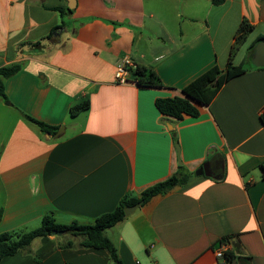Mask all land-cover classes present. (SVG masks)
Instances as JSON below:
<instances>
[{"label": "crops", "instance_id": "obj_1", "mask_svg": "<svg viewBox=\"0 0 264 264\" xmlns=\"http://www.w3.org/2000/svg\"><path fill=\"white\" fill-rule=\"evenodd\" d=\"M66 4L0 0V67L23 64L0 98L2 121L10 122L4 135L0 125V234L31 230L46 214L61 224L93 223L123 196L175 174L180 161L184 185L105 231L122 264H245L218 259L219 249L264 264V67L252 64L254 49L246 72L208 105L192 102L198 116L174 119L154 104L184 96L211 66L224 69L242 19L253 29L241 45L264 37V0H76L52 40L17 50L59 25L51 8ZM124 58L163 86L140 87L131 74L117 83ZM86 99L88 108L71 117ZM23 114L63 131L42 133ZM205 162L212 177L195 174ZM68 240L73 247L61 248ZM78 244L64 234L37 238L0 264H113L105 250Z\"/></svg>", "mask_w": 264, "mask_h": 264}, {"label": "trees", "instance_id": "obj_2", "mask_svg": "<svg viewBox=\"0 0 264 264\" xmlns=\"http://www.w3.org/2000/svg\"><path fill=\"white\" fill-rule=\"evenodd\" d=\"M210 1L215 5L223 2V0ZM51 9L59 14L61 19L59 25L54 26L46 36L38 40L20 44L17 47L18 51L25 46L31 50L37 49V47L44 41L52 40L57 29L65 25L62 17L72 12V10H69L67 7H53ZM252 29L253 26L245 19H242L235 31L234 42L231 46L226 67L224 69H220L217 65H213L208 68L181 89V92L184 95L182 97L156 98L154 101L156 109L162 115L169 116L174 119H180L184 114L192 117L198 116V107L192 102L199 105H208L226 82L246 72L247 68L243 67L242 62L237 65H233L231 61L238 46L246 40ZM260 41H264L263 36H257L249 44L247 52H251L255 45ZM22 68L23 64L20 61L0 67V98L2 100L6 101L3 88L4 80L17 74ZM129 74L133 76L136 84L140 87L163 86L158 76L153 71L143 66H135L134 69L129 70ZM88 105L89 102L87 99L81 103L74 104L69 109V115L71 117L76 116L81 111L86 110ZM23 118L25 121L36 126L42 133L53 136L58 130V126L46 124L28 115L23 114ZM261 120L264 123V115L261 117ZM170 132L174 143L177 144L174 131L171 130ZM261 169L264 171L262 165ZM177 175L179 177H177ZM187 177L188 174H186L183 171L182 166L179 165L177 172L169 178L147 187L139 195L129 194L123 196L113 210L99 215L95 218L93 223L90 224H83L77 221L61 224L56 222L52 215L46 214L41 218L40 224L31 230L1 233L0 261L4 257L14 255L20 250H26L34 239L50 236L52 231H61L64 235H68L71 238H78V245L80 247L85 249H103L108 253L109 259L113 264H122L112 241L105 235V231L115 226L117 223L122 222L126 218L124 208L133 206L137 203H139V206H143L154 196L164 195L174 187L184 185ZM1 217L2 211L0 209V220ZM228 239L229 238L227 237L221 238L218 240L217 245L219 246L227 243ZM60 247H73V242L68 240ZM233 259H239V261L249 264V262L245 261L248 260L249 257L243 256L241 253H236L234 250H225L223 252L224 262L228 263Z\"/></svg>", "mask_w": 264, "mask_h": 264}, {"label": "water", "instance_id": "obj_3", "mask_svg": "<svg viewBox=\"0 0 264 264\" xmlns=\"http://www.w3.org/2000/svg\"><path fill=\"white\" fill-rule=\"evenodd\" d=\"M66 1H67L66 6L69 10H72L75 8L76 0H66ZM59 32H60V30H58L54 34L57 35ZM252 64L255 67H264V41H260L255 45ZM62 131H63V128L59 127L58 130L56 131L55 135H54V138H57L61 134ZM175 149L178 152V146L177 145H175ZM178 164L180 165V161H178ZM195 174L196 175L203 174L205 176L212 177V172L210 170L209 162H205L204 164H202L201 168H199L195 171ZM177 177H179V176L177 175ZM137 207H139V203H137L133 206H129V207L124 208L125 216L132 214L133 211ZM62 234H63V232H61V231H52L51 232V235H55V236H60Z\"/></svg>", "mask_w": 264, "mask_h": 264}, {"label": "rangeland", "instance_id": "obj_4", "mask_svg": "<svg viewBox=\"0 0 264 264\" xmlns=\"http://www.w3.org/2000/svg\"><path fill=\"white\" fill-rule=\"evenodd\" d=\"M247 47H248V43L247 44L245 43L238 47V50L235 52V58L233 61L234 64H239L242 62L243 67L248 68L250 66V60L248 58ZM7 112L8 111L5 108L4 103H2V101L0 100V125L3 124V129H2L3 135L7 132L9 125H10V122L8 121H4V122L2 121L3 115ZM0 138H2V136H0ZM106 235H109V231L106 232Z\"/></svg>", "mask_w": 264, "mask_h": 264}, {"label": "built area", "instance_id": "obj_5", "mask_svg": "<svg viewBox=\"0 0 264 264\" xmlns=\"http://www.w3.org/2000/svg\"><path fill=\"white\" fill-rule=\"evenodd\" d=\"M134 69V66L132 65L131 61L128 58H124L115 68L114 77L117 83L123 84L127 82V76L129 74V70ZM264 113V108H263ZM223 250L219 249L216 251L215 256L218 259L223 260Z\"/></svg>", "mask_w": 264, "mask_h": 264}]
</instances>
